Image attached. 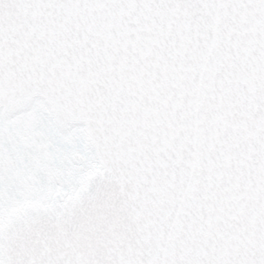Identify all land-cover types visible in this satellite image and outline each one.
Masks as SVG:
<instances>
[{"label": "snow or ice", "instance_id": "1", "mask_svg": "<svg viewBox=\"0 0 264 264\" xmlns=\"http://www.w3.org/2000/svg\"><path fill=\"white\" fill-rule=\"evenodd\" d=\"M0 264H264V0H0Z\"/></svg>", "mask_w": 264, "mask_h": 264}]
</instances>
